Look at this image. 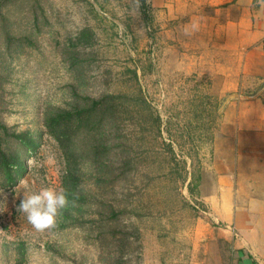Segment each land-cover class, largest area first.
I'll return each mask as SVG.
<instances>
[{"label": "rangeland", "instance_id": "rangeland-1", "mask_svg": "<svg viewBox=\"0 0 264 264\" xmlns=\"http://www.w3.org/2000/svg\"><path fill=\"white\" fill-rule=\"evenodd\" d=\"M211 2L6 0L0 123L29 132L38 148L22 155L17 184L0 188V264L241 261L211 202L225 176L242 201L264 199V126L253 135L227 123L239 113L264 119V38L226 45L228 5ZM83 30L86 43L75 45ZM105 95L117 97L113 118L72 146L82 200L37 232L18 210L25 185L64 191L66 171L45 117Z\"/></svg>", "mask_w": 264, "mask_h": 264}, {"label": "crops", "instance_id": "crops-1", "mask_svg": "<svg viewBox=\"0 0 264 264\" xmlns=\"http://www.w3.org/2000/svg\"><path fill=\"white\" fill-rule=\"evenodd\" d=\"M218 2L228 5L231 18L227 29L234 30V37L226 45L244 49L258 46L264 38V0H212L211 3ZM261 107L264 109L263 104ZM243 117L239 113L234 122L229 119L227 123L234 125L236 132L259 134L264 126L262 116L252 120ZM212 200V220L222 225L220 236L232 245V252L241 260L238 264H264V199L251 196L242 201L232 176H225L219 179Z\"/></svg>", "mask_w": 264, "mask_h": 264}, {"label": "trees", "instance_id": "trees-1", "mask_svg": "<svg viewBox=\"0 0 264 264\" xmlns=\"http://www.w3.org/2000/svg\"><path fill=\"white\" fill-rule=\"evenodd\" d=\"M144 5V0H140ZM6 0H0L1 9ZM142 5V6H143ZM86 30L80 32L74 44L84 45ZM10 38H8L9 43ZM23 38L18 41L22 42ZM74 61V59L72 58ZM76 66L75 62L69 64L70 68ZM83 102L81 108L70 110L56 109L48 113L45 117L43 127L45 133L52 137L57 143L66 163L64 177V192L67 194L69 203L82 200L75 195V190L79 185V178L76 174L75 154L73 153V142L82 133H94L101 129L117 109V97L105 95L98 99L89 97L80 98ZM242 134H255V132L245 131ZM38 143L29 132H16L0 123V188L10 190L22 177L25 167L22 160L23 154L33 153L37 150ZM114 215H116L114 213ZM19 256L23 259L24 244H21Z\"/></svg>", "mask_w": 264, "mask_h": 264}, {"label": "clouds", "instance_id": "clouds-1", "mask_svg": "<svg viewBox=\"0 0 264 264\" xmlns=\"http://www.w3.org/2000/svg\"><path fill=\"white\" fill-rule=\"evenodd\" d=\"M68 205L69 199L63 190L45 187L38 192H31L25 185L18 210L26 215L37 232L44 233L56 228L58 217Z\"/></svg>", "mask_w": 264, "mask_h": 264}]
</instances>
